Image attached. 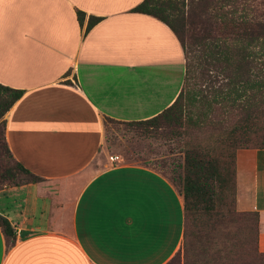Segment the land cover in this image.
<instances>
[{"label":"crops","instance_id":"0c3cea01","mask_svg":"<svg viewBox=\"0 0 264 264\" xmlns=\"http://www.w3.org/2000/svg\"><path fill=\"white\" fill-rule=\"evenodd\" d=\"M143 0H0V85L23 91L5 140L36 183L0 190V264H167L183 201L163 174L102 157L106 119L167 109L185 79L176 36L131 12ZM77 11L85 14L80 23ZM89 17L100 20L88 31ZM236 205L257 215L264 253V149L236 153Z\"/></svg>","mask_w":264,"mask_h":264},{"label":"trees","instance_id":"16d2710c","mask_svg":"<svg viewBox=\"0 0 264 264\" xmlns=\"http://www.w3.org/2000/svg\"><path fill=\"white\" fill-rule=\"evenodd\" d=\"M246 4L247 0H143L131 10L163 22L176 36L185 55L184 84L172 105L150 119L137 122H119L113 119L106 121L138 125L147 132L166 126L182 129L189 125L201 129L205 121H193L190 116L185 119L188 105L202 103L206 107V117L207 113L212 112L214 105L237 109L239 112L238 119L229 129L220 134H210L206 139L207 143L198 139L185 142L182 175L177 179H169L178 188L183 201V244L167 264H180L182 257L185 261L189 252L188 239L196 236L193 228L200 229L208 240L229 236L228 228L235 222V212L222 207L227 200L226 192L230 189L235 208L236 153L244 149H264V146L248 147L253 136L260 133L264 144V9L260 13H250ZM76 14L78 21L82 23L85 14L81 11ZM99 20L89 17L86 31ZM193 50L199 52L195 56L198 64L211 66L225 80L223 87L217 88L211 99L199 96V92L188 89L185 91L184 85L192 67L189 54ZM22 95L23 91L0 85L1 187H20L41 181V178L13 158L5 140V122L2 118ZM208 125L212 130L217 127L212 122ZM182 135L179 133V136ZM7 159L13 162L12 166L8 165ZM255 216L256 247L252 259L254 264H264V253L257 249V215ZM0 228L7 242L13 244L12 227L2 216ZM209 247L210 245L202 247L195 254V264H215ZM218 252L220 256H225L226 249L225 252L223 249Z\"/></svg>","mask_w":264,"mask_h":264},{"label":"rangeland","instance_id":"374dc122","mask_svg":"<svg viewBox=\"0 0 264 264\" xmlns=\"http://www.w3.org/2000/svg\"><path fill=\"white\" fill-rule=\"evenodd\" d=\"M263 3L264 0H247L246 5L249 6L250 13H254L264 9ZM198 54L199 52L194 50L189 54L192 67L188 81L184 85L185 91L188 89L196 93L199 92V96H206L207 99H211L216 89L223 87L225 80L219 77L211 66L198 64L195 57ZM212 108V112L207 113L206 117L204 115L206 107L202 103L195 102L193 105H188L185 119L187 120V117L190 116L193 121H205V125L201 129L189 125H185L182 129L176 126H166L159 130H148L147 132L138 125L106 121L105 141L101 155L112 158L111 161L114 164L141 165L156 170L169 179H177L178 176L182 175L185 142L198 139L207 143L206 139L210 134H220L229 129L239 117L237 109L220 108V105H214ZM209 122L217 126L215 130H212L208 125ZM262 126L264 127V118L262 119ZM179 133L183 135L179 136ZM263 146L261 133L253 136L248 145L249 148H261ZM7 163L10 166L13 165L9 159H7ZM9 187L11 186L5 185L1 188ZM226 194L227 200L222 208L228 207L235 212L233 214L235 222L228 228L229 236L208 240L205 233L200 232V229L193 228L196 236L188 239L189 252L185 256V261L182 257L180 264L184 262L185 264H195V259L197 260L195 254L202 247L209 245L212 250L210 255L212 259L214 258L215 264H254L252 258L256 247V216L254 213H247L246 211L239 212L236 203L234 208L231 190L229 189ZM219 249H223L224 252L226 249L225 256L224 254L220 256L219 252L217 253Z\"/></svg>","mask_w":264,"mask_h":264}]
</instances>
